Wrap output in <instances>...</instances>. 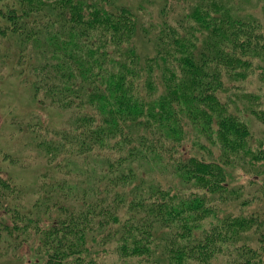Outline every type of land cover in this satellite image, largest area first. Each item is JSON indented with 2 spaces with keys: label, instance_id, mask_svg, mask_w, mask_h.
<instances>
[{
  "label": "trees",
  "instance_id": "16d2710c",
  "mask_svg": "<svg viewBox=\"0 0 264 264\" xmlns=\"http://www.w3.org/2000/svg\"><path fill=\"white\" fill-rule=\"evenodd\" d=\"M158 1L153 15L117 0H0V67L63 111L61 124L16 119L47 168L32 199L0 174V255L264 264L261 220L229 200L246 202L237 169L264 172L252 127L264 99L241 83L264 75L255 1Z\"/></svg>",
  "mask_w": 264,
  "mask_h": 264
},
{
  "label": "rangeland",
  "instance_id": "374dc122",
  "mask_svg": "<svg viewBox=\"0 0 264 264\" xmlns=\"http://www.w3.org/2000/svg\"><path fill=\"white\" fill-rule=\"evenodd\" d=\"M252 1H255V5L249 11L256 15L264 28V0ZM117 2L131 8L141 4L139 9L141 13H151L152 10H155L153 15L157 14L161 4V1L158 0H117ZM157 3L159 5L156 7ZM244 5V7L248 6V4ZM146 17L152 16L146 14ZM147 19L150 20V18ZM259 70L256 69L241 83L248 90L259 93L264 99V75ZM20 117L23 120H39L44 126L50 123H63V111L34 99L23 75L8 60L5 65L0 67V174L9 176L13 181L21 184L26 191V196L32 199L35 197V187L41 173L47 168V163L41 154L32 148L24 147L26 134L18 130V121L16 120ZM252 127L255 134L254 138L260 137L264 147V125L254 123ZM254 174L255 172L247 170L237 169L235 171L230 178L236 180L230 182V186L242 189L241 198L246 202L241 205L239 203L240 198L229 200L234 202L235 213L240 210H244L243 213L255 212L252 214L261 220L260 228L255 233L253 243L264 247V172L256 177H253ZM1 210L2 206H0V213ZM262 253L264 256V249H262ZM32 260L31 251L25 245L20 247L15 254L0 255V264H33Z\"/></svg>",
  "mask_w": 264,
  "mask_h": 264
}]
</instances>
